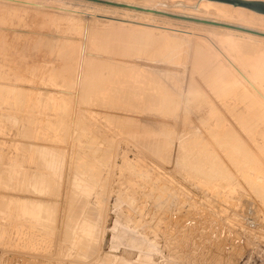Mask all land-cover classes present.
<instances>
[{"label":"rangeland","instance_id":"1","mask_svg":"<svg viewBox=\"0 0 264 264\" xmlns=\"http://www.w3.org/2000/svg\"><path fill=\"white\" fill-rule=\"evenodd\" d=\"M207 3L0 0V264H264V22Z\"/></svg>","mask_w":264,"mask_h":264},{"label":"bare ground","instance_id":"2","mask_svg":"<svg viewBox=\"0 0 264 264\" xmlns=\"http://www.w3.org/2000/svg\"><path fill=\"white\" fill-rule=\"evenodd\" d=\"M197 1V0H196ZM202 3L203 2H212V3H214V4H210V3H207V7L209 6H211V7H213L214 8V10H215V12L218 14V15H220V16H222V17H226V18H233V17H238V18H240V19H242V21L243 20H248V21H250V20H253V21H259V23L260 22H264V1H253V0H200ZM217 1H220V3H218ZM226 2H231V3H233V5H235L234 7L237 9L236 11H234V12H230V11H228V10H225L224 8H220V7H218V6H220V4H223V5H226L225 3ZM27 3V2H26ZM219 4V5H218ZM29 5H36V4H32V3H29ZM41 5V4H40ZM200 5V4H199ZM198 5V6H199ZM44 6V5H43ZM222 6V5H221ZM225 7V6H224ZM229 7V6H228ZM226 8V7H225ZM229 9V8H228ZM59 11H64V12H72V13H77V14H80V15H82L83 16V18L84 17H87V18H89V17H94L93 16V14L92 13H88V12H82V11H72V10H70V9H58ZM207 10H209V8L207 9ZM233 10V9H232ZM235 10V9H234ZM83 18H81V19H83ZM123 19V18H122ZM122 21V20H121ZM120 21V23H122ZM252 21V22H253ZM123 23H125L126 24V22H123ZM255 23V22H254ZM130 24V23H129ZM138 26L139 25H142L141 23H136ZM145 24H147V23H145ZM144 24V25H145ZM251 24V23H250ZM257 25H258V22H257ZM121 26H123V27H128V26H124V25H122L121 24ZM134 27V26H132V27H128V28H132V29H134V30H140V31H144V33L146 32L145 31V29H143V28H140V27ZM86 27V28H85ZM84 27V31L85 30H88V24H87V26H85ZM142 27H144V26H142ZM160 28V27H159ZM164 29V28H163ZM155 31H156V29H155ZM157 32H159V31H157ZM133 33V32H132ZM131 33V34H132ZM135 33H137V32H135ZM149 33V32H148ZM147 33V34H148ZM166 33V32H165ZM130 34V35H131ZM168 34H170V33H168ZM167 34V35H168ZM176 34V33H175ZM128 35V34H127ZM85 36H86V34H85ZM117 36H118V34H117ZM181 36V35H180ZM130 37V36H129ZM87 38V37H86ZM127 38H128V36H127ZM163 38H166V37H163ZM188 38H191V37H188ZM130 40V39H129ZM128 41V40H127ZM183 42V41H182ZM191 42H192V40L191 39H188V41L187 42H184V44H185V46H182L181 47V49L182 50H178V51H176L177 50V48H175V47H170V49L172 50V54H173V59H174V61L179 57V55L182 53V52H186V54H188V52L187 51H191V55L194 53L195 54V56H201V55H208V57H212L211 56V54L209 53V51H204L203 49H199V47H195V49H196V52H193L192 53V50H191V47H192V45H191ZM166 43H167V40H166ZM127 44V43H126ZM193 44V43H192ZM198 45H200V44H198ZM198 45H196V46H198ZM129 47H130V45H124L123 46V49L122 50H124V51H127L128 49H129ZM132 47V46H131ZM71 53V52H70ZM222 54V53H221ZM122 55V54H121ZM125 56V55H124ZM190 56V55H189ZM73 57V56H72ZM227 59V58H226ZM84 60H86V59H84V57L81 55V53H80V55H79V60H78V65H77V76H78V78H77V82H76V89H77V92H78V94L80 93V95L82 94V96L83 95H85L86 93H87V86H85L86 84H83V81L80 79V76H81V73H83V71H84V64H85V62H84ZM185 60V59H184ZM228 60V59H227ZM226 60V61H227ZM118 61V60H117ZM229 61V60H228ZM74 62V61H73ZM133 62V61H132ZM177 62V61H176ZM173 63V62H172ZM207 63V62H206ZM232 64H229V63H227L230 67H231V69H232V67H234L235 68V66L233 65V62H231ZM127 64V63H126ZM198 63H195V65H196V67H197V69H200L201 67L203 68V69H209V67H210V65H209V60H208V63L207 64H200V65H197ZM207 66H209V67H207ZM224 67V66H223ZM120 68L121 69H123V70H129L128 68L129 67H127L126 65H120ZM153 68V67H152ZM169 68V67H168ZM221 68V67H220ZM229 67L227 66V69H228ZM223 69V68H222ZM221 69V70H222ZM230 69V70H231ZM204 70V71H205ZM210 74L211 73H215L216 72V69H214V67L213 68H211L210 67ZM217 70H218V73H222L221 72V70H219L218 68H217ZM229 70V69H228ZM229 70V71H230ZM168 71V70H167ZM184 71V70H183ZM203 71V72H204ZM208 71V70H207ZM220 71V72H219ZM225 71V70H224ZM233 71V70H232ZM228 72V71H227ZM234 73H235V71H233ZM238 72H239V70H238ZM206 73V72H205ZM209 73V72H208ZM225 73H226V71H225ZM228 73H232V72H228ZM234 73H232V74H234ZM257 73H260V74H262V75H259L258 74V76L256 77L257 79L255 80L254 79V83H259L260 85H262V88H263V86H264V74L263 73H261V72H259V71H257L256 72V74ZM168 75V74H167ZM207 75V74H206ZM215 76V75H214ZM165 77V76H164ZM163 77V78H164ZM167 77V76H166ZM193 77V76H192ZM206 77V76H205ZM217 77V76H216ZM226 77V76H225ZM170 78V77H169ZM164 79H168V78H164ZM174 79V78H173ZM176 79V78H175ZM226 79H230V77H228V78H226ZM238 79V78H237ZM177 80V79H176ZM210 80V79H209ZM232 80V79H231ZM234 80H236V78L234 79ZM239 80V79H238ZM82 81V82H81ZM167 82H168V80H167ZM190 82H192V81H190ZM223 82V81H222ZM239 82V81H238ZM241 83V82H240ZM239 83V84H240ZM165 84V83H164ZM164 84H162V85H164ZM167 84V83H166ZM223 84V83H222ZM242 85V84H241ZM259 85V86H260ZM189 87L187 88L188 89V92L187 93H189V94H198L199 92H198V89L196 88L198 85H191V83H190V85H188ZM229 86V85H228ZM243 86V85H242ZM249 86V85H248ZM225 87H227V86H225ZM225 87H224V89H225ZM233 87V86H232ZM235 87V86H234ZM245 87V86H244ZM250 87V86H249ZM248 87V88H249ZM231 88V87H230ZM251 88V90H252V92H256V94L255 93H253L254 94V96H256V97H259L260 96V94H259V91H257V86H256V88H254V87H250ZM259 88V87H258ZM210 89H211V87H210ZM221 89V88H220ZM234 89V88H233ZM208 90V89H207ZM262 91H263V89H261ZM223 91V90H222ZM212 92V91H211ZM212 93H214V92H212ZM78 96V97H81V96ZM263 95V94H262ZM261 95V96H262ZM228 96V95H227ZM207 97V96H206ZM219 97V96H218ZM239 98V97H238ZM245 98V97H244ZM246 100V99H245ZM209 101V100H208ZM259 101H261V99H259ZM167 102V100H164V103L163 104H165ZM212 103V102H211ZM167 104V103H166ZM165 104V105H166ZM261 104V103H260ZM261 105H263V104H261ZM250 106V105H249ZM214 107V106H213ZM252 109V108H251ZM255 109H253V111H254ZM62 111V110H61ZM255 112V111H254ZM213 113V112H212ZM74 114V113H73ZM65 115H67L66 113H65ZM209 115V114H208ZM212 116V115H211ZM63 117H65V116H63ZM211 118V117H210ZM61 120V119H60ZM216 120V119H215ZM74 122V121H73ZM76 122V121H75ZM221 122V121H220ZM235 124V123H234ZM195 125V124H194ZM195 127V126H194ZM68 128H69V126H68ZM72 128V127H71ZM198 128V127H197ZM226 137H232L231 136V133L229 132V133H227L226 134ZM205 138H207V137H205ZM218 139H215L214 137H213V139L214 140H209L211 143H214V144H224V145H226L227 144V141H226V139H225V137L224 138H221V136L220 137H217ZM229 138H227V139H229ZM245 138V137H244ZM198 140V139H197ZM201 140V139H200ZM67 141V140H66ZM202 141V140H201ZM247 141V140H246ZM202 142H204V140L202 141ZM207 143H208V141H206ZM90 143H92V142H90ZM93 144V143H92ZM91 144V146H93ZM205 144V143H204ZM69 145V144H68ZM149 145V144H148ZM151 145V144H150ZM209 145V144H208ZM205 146H207L206 144H205ZM212 146H213V144H212ZM211 146V147H212ZM227 146V145H226ZM62 147V146H61ZM90 147V146H89ZM209 147V146H208ZM210 147V148H211ZM210 148H208V149H210ZM60 149V148H59ZM46 150V149H45ZM212 150V149H211ZM213 150H214V148H213ZM212 150V151H213ZM211 151V152H212ZM210 152V153H211ZM214 152V151H213ZM41 153L42 154H44V155H46V154H48V152L47 151H41ZM107 153V152H106ZM75 154V153H74ZM258 154V153H257ZM108 156V155H107ZM224 157V156H223ZM252 157H254V156H248L247 155V157H246V160H247V163L248 164H250L251 163V160H252ZM107 158V157H106ZM86 159V158H85ZM256 158H253V161L255 160ZM47 161V160H46ZM104 161V160H103ZM107 161V160H106ZM103 163V162H102ZM263 163V162H262ZM56 164V163H55ZM79 164V163H78ZM104 164V163H103ZM105 167V166H104ZM99 174V173H98ZM98 174H96V175H98ZM216 175V173L214 172H212V175ZM237 180V179H236ZM235 180V181H236ZM255 182H257V181H255ZM260 183H258V185H259ZM254 185H256V186H258L256 183H254ZM261 185H263V183L261 184ZM255 186V187H256ZM260 186V185H259ZM258 186V187H259ZM259 190H261V189H259ZM261 191H264V190H261ZM202 192V191H201ZM245 193V192H244ZM109 194V193H108ZM230 194V193H229ZM252 194V193H251ZM60 195V194H59ZM240 195V194H239ZM225 197V196H224ZM122 213V212H121ZM62 214V213H61ZM125 214H126V212L123 214L124 216H125ZM8 216V215H7ZM102 217V216H101ZM126 220H127V218H126ZM64 221V220H63ZM175 222V221H174ZM194 223V222H193ZM193 223H190V224H188L189 226H190V229H192L193 228V225L195 226V225H197V224H193ZM202 223V222H201ZM122 226V225H121ZM201 226V225H200ZM239 227V226H238ZM206 229V228H205ZM127 230V229H126ZM264 232V231H263ZM123 235V234H122ZM117 236H119V235H117ZM251 236V235H250ZM255 236V235H254ZM253 237V236H252ZM120 238V237H119ZM196 238V237H195ZM122 240V239H121ZM125 240V239H124ZM144 241H145V239H144ZM246 241V240H245ZM118 242V241H117ZM122 242V241H121ZM144 244H145V242H144ZM16 245H17V243H16ZM230 245H231V248H234V246H236V244H233L232 242H230ZM227 250V249H226ZM235 250V249H234ZM142 255V254H141ZM140 255V256H141ZM162 255V254H161ZM139 256V255H138ZM149 258H150V256H148ZM139 258V257H138ZM162 259V258H161ZM41 260V259H40ZM139 260V259H138ZM123 262V261H122ZM150 264H152L153 262L151 261V258H150ZM121 263V262H120ZM127 264V263H126ZM211 264V263H210Z\"/></svg>","mask_w":264,"mask_h":264}]
</instances>
